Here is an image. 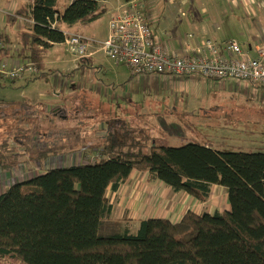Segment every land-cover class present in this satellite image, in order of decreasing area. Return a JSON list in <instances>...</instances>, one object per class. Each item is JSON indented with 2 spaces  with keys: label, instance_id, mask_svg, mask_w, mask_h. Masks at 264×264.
I'll list each match as a JSON object with an SVG mask.
<instances>
[{
  "label": "trees",
  "instance_id": "obj_1",
  "mask_svg": "<svg viewBox=\"0 0 264 264\" xmlns=\"http://www.w3.org/2000/svg\"><path fill=\"white\" fill-rule=\"evenodd\" d=\"M103 1L72 0L61 10L60 0H32L6 14L9 24L18 17L33 21L30 31L16 32V55L41 70L46 49L64 44L77 34L76 26L94 20ZM0 41L8 43V36L0 33ZM9 51L0 48V56ZM125 125L121 138L101 135L99 144L91 145L92 158L67 166L47 167V161L67 153V142L22 152L0 146L2 171L26 158L46 165L0 193V258L23 264H264V152L216 150L197 142L172 146L160 133L148 148L150 134ZM133 170L201 202L212 185H221L229 209L187 210L176 221L147 217L134 233L127 227L102 233L110 211L106 188L110 183L117 188Z\"/></svg>",
  "mask_w": 264,
  "mask_h": 264
},
{
  "label": "crops",
  "instance_id": "obj_2",
  "mask_svg": "<svg viewBox=\"0 0 264 264\" xmlns=\"http://www.w3.org/2000/svg\"><path fill=\"white\" fill-rule=\"evenodd\" d=\"M31 1L32 0H0V33L8 36L9 42L6 44L10 47V51L6 57L14 60L16 63L23 62L22 59L16 55L20 47L16 32L19 30L30 31L33 26V21L25 17H18L15 22L9 24L5 20V15L14 12L19 7H28ZM71 1L72 0H66V6ZM124 1L125 0H106L101 3V7L103 6L106 14H110L117 5ZM142 1L144 3L145 0ZM191 1L194 6L188 7L183 12H179V9L182 8L180 6H188ZM171 2L175 3L176 0H155L150 4H146V2L145 4L147 15L151 18L155 32L158 34L162 45L175 53H193V51L201 46L205 39H211L218 44L236 41L241 46L242 50L248 51L251 56L257 55L254 49L257 44L264 46V0H179L177 9L167 6V4L171 5ZM227 5L228 8L226 7ZM107 33L108 26L106 24L105 33L102 37L93 39L83 32L77 34L91 41L100 42L107 37ZM51 47V52H48L47 57H44V65L41 69V76L39 79L32 81L26 78H18L21 81L20 85L23 87L21 92L22 97L19 101L8 103L11 104L10 107L12 110L23 112L24 117L27 118L28 127H32L30 133L23 134L24 141H19V145L16 144L17 146H15L20 152L25 149H42L47 144L60 142L69 143L67 153L55 156L57 157L56 161H62L63 158L67 160V163H57L59 164L58 166H61V164H78L89 160L94 154L91 151V145L88 144V140H84V138L87 137L88 133L95 132L96 127V134L98 136L107 134V127L105 126L107 123L103 121L104 119L99 125V120L91 125V122H89L90 120H84L89 118L83 115L84 111L89 108L88 106L84 107V104L90 100L88 94L90 90H84V88L87 89V85L97 82V80L100 79L97 77L98 75L104 73L105 76L108 77V80L105 81L108 88H106V90H101L98 94L103 103L105 101L106 103L109 102L118 105H135L136 109L141 111L142 115L147 114L146 111H150L145 105L152 102V98L156 99L153 95L157 94V96L161 98L166 95L169 96V93L171 95L172 91H176L168 87L154 85L155 77L158 79L174 75H133L127 66L113 63L97 46L91 45V47L88 48L90 56L84 59H76L70 54L67 56L66 50H64V44H53ZM60 49L63 50V53L60 52ZM101 53L104 58L109 60L112 64L110 65L111 72L109 75L106 72L105 64L102 63L103 60L99 59ZM119 65H122L124 68V73H121ZM185 76L196 77L197 75H184V77ZM197 77L203 78L199 75ZM203 79H205V84H210L209 87L205 85V90H197L198 88L202 89V87H196L195 90H192V88L181 90L193 91L195 101L200 100L205 102L203 105L205 110L209 109L219 113L217 116L218 119L200 121L202 124L197 126H199L200 129H218L217 133L220 137L216 140L212 137L211 140H207L205 143H197L204 144L216 150L225 149L232 151L264 152V87L234 79L213 80L205 77ZM28 97L30 99L32 98V100ZM9 104H7V106ZM174 105H176V99L174 100ZM68 108L72 111L70 119L72 124L67 121L66 126L74 128L73 131H69L67 134L55 133V135L48 137L47 132L52 131V127L55 129L57 125V121L54 119L56 118L55 114H63ZM49 114L53 115L51 116L52 119L49 118ZM117 118L119 119L120 117L117 116ZM40 120H48L49 123L43 126ZM61 126L63 125L61 124ZM197 126L194 127L197 128ZM59 127L60 125L57 126V128ZM38 128H40V130L36 131ZM194 132L195 129L192 130V134ZM39 133H43L44 137L43 134L39 135ZM177 133L179 139L187 140L191 138L184 124L178 126ZM255 133L257 134L255 137H241L238 141L239 143H252L256 146L242 147L234 144L228 146L221 141V136L223 135L230 141L233 138L232 136L235 135H253ZM27 136L31 137L33 140L25 142V140L28 139ZM175 141L177 140H169L168 144L174 146L176 145ZM27 166L28 163L23 162L18 167L14 168L16 170H13L22 172L25 171V169L28 170ZM9 171L11 172L12 170ZM9 171L0 170V180L6 178L8 186V181L10 180L11 182L12 178H10V176L6 177L5 175L10 174ZM13 179L12 182L21 180L16 177ZM215 186L221 187L223 190L225 189L221 185L214 184L211 186V192ZM187 195L188 197L191 196L190 194ZM125 197L126 196H119L118 194L116 199L123 201ZM191 197L194 203L198 202L202 204V202H199V200L193 196ZM224 200L226 203L222 208L213 210L220 212L228 210L229 203L227 191L225 192ZM131 201L133 203V198H131ZM197 208L200 207H198V205L187 206L179 215V218L172 219L171 216H166L165 218H171L170 220L172 221L179 220L183 213L189 209L196 212H214L209 210L197 211ZM108 213H110V211ZM149 216L150 215H145L136 219L138 220L137 228L139 226V220ZM131 217H135V215ZM119 220L121 221L114 219V221L118 223L125 222L124 219ZM103 225L102 223L100 227L102 233L108 234L115 231V229H108V227Z\"/></svg>",
  "mask_w": 264,
  "mask_h": 264
},
{
  "label": "rangeland",
  "instance_id": "obj_3",
  "mask_svg": "<svg viewBox=\"0 0 264 264\" xmlns=\"http://www.w3.org/2000/svg\"><path fill=\"white\" fill-rule=\"evenodd\" d=\"M155 0H145L146 4H150ZM125 2V1H124ZM123 3V2H122ZM120 3V4H122ZM119 4V5H120ZM167 4V3H166ZM179 5V0L176 2H171L169 7L173 9H177ZM118 6V5H117ZM116 6V7H117ZM194 6L192 1L189 3L188 6H180L182 8L179 9V12H183L188 7ZM66 7V0H60L59 8L62 10ZM228 8V5L226 6ZM110 14H106L104 12L103 6L98 10V16L92 20L90 23L85 25H78L74 28L76 33L83 32L85 35H88L91 38L102 37L105 33L106 24L108 26ZM62 47V46H61ZM64 48V47H62ZM52 47L46 49L44 53V57H47L48 52H51ZM65 50V49H64ZM60 52L63 53V50L60 49ZM66 55L69 56L67 51ZM100 60H103L102 63L105 64V69L107 74L111 72V62L104 58L103 54L100 55ZM115 66V65H114ZM119 69L121 73H124V68L122 65H119ZM126 70V69H125ZM105 72V71H104ZM195 75V74H193ZM198 76V75H197ZM187 77V76H168V77H161L156 79L154 85L168 87L170 89L176 90L172 91L171 95L158 97L157 94L153 95L156 99L152 98V102L147 103L145 106L148 110L146 111L147 114L142 115L141 111L136 109L135 105H126V104H112V103H104L99 98V93L101 90H106L107 84L105 81L108 80V77L105 76L104 73L98 75L97 77L100 78L95 83H91L87 85V89L89 91V98L90 100L85 102L84 107H89L87 110L84 111L83 115L88 117L90 120L91 125L94 124L96 121L99 120V123L103 120L107 124L106 133L113 134V138L119 139L121 138V134L124 133V128L126 127L125 124L127 122L133 126L131 128H137L142 126L144 130L150 134L152 137L150 142L148 143V148L155 145V138L154 135H158L160 133V138L162 135L166 137L164 141L169 140H177L175 141L177 146L183 145L188 141L200 142L205 143L207 140H211L214 137L216 140L220 135L217 133L218 129L207 130V129H200L199 126L202 122L200 121H207L208 119L216 120L218 119V112L205 110L203 105L205 102L194 100V92L193 91H186L181 89L192 88L195 90L196 87H202V89L198 88L197 90H205V85L210 86V84H205V79L198 78V77ZM153 77V76H152ZM202 77V76H200ZM102 80V81H101ZM21 81L19 79H11V78H3L0 77V146L9 144V146L14 147L17 151L15 146L19 145V141H24V133H30L32 131V127H28L27 118L24 117L23 112L12 110L10 107L11 104L8 102L19 101L22 97V90L23 87L20 85ZM101 85V86H100ZM191 86V87H190ZM96 94V95H94ZM29 98V97H28ZM30 99V98H29ZM28 99V100H29ZM176 99V105H174V100ZM31 100V99H30ZM29 100V101H30ZM31 102V101H30ZM35 103V102H32ZM32 103H29L33 105ZM7 104H9L7 106ZM173 104V105H172ZM6 105V106H5ZM168 106V107H167ZM29 107V105H28ZM96 108V109H90ZM98 109V110H97ZM105 110V111H103ZM72 115V111L68 110L63 114H55L57 121V125L52 127V131L47 132V136L51 137V135H55V133H65L67 134L69 131H73L74 128L67 127V121H70ZM52 114H49V118L52 119ZM120 117L119 119L117 118ZM94 117V118H93ZM102 118V119H101ZM205 119V120H202ZM41 121V120H40ZM41 123L44 125H48V120H42ZM61 124L63 126H61ZM72 124V123H71ZM184 124L188 129V135L191 138L184 140L179 139L178 137V126ZM60 125L59 128L57 126ZM108 125V126H107ZM197 126V128L195 127ZM92 127V126H90ZM54 129V130H53ZM195 129V132L192 134V130ZM27 130V131H25ZM40 128H38L39 131ZM131 130V129H130ZM34 132V131H33ZM32 132V133H33ZM110 132V133H109ZM36 133V132H34ZM97 127L95 132H90L87 134V137L84 140H88L89 145H97L99 143L97 137ZM176 133V134H174ZM43 133H39L42 135ZM120 134V135H119ZM223 135V134H221ZM257 134L253 135H235L232 136V140L226 138L225 135L221 136L222 142L226 143L228 146L231 145H239L242 147L245 146H253L252 143H239L238 140L241 137H255ZM28 139L25 142H30L33 139L27 136ZM44 137V134H43ZM67 138V137H66ZM178 138V139H177ZM15 143V144H13ZM17 144V145H16ZM32 145V144H31ZM51 145V144H50ZM256 146V145H254ZM93 148V146H91ZM24 163H28V170L17 172L14 171L16 169H12L10 174H6V177L18 178V179H25L34 175L46 167L44 165L43 168H40L41 164L34 163L31 158H26ZM57 160V157H54L47 161V167L50 166H58L57 163L66 162L65 158L62 161ZM56 164V165H55ZM62 165V164H61ZM67 165V164H66ZM11 180V182H12ZM10 185V180L8 181ZM8 184L6 183V178H2L0 180V193L7 188ZM225 189H221V187H213L210 197L201 203H194L193 198L190 196L188 197V193L184 191H174L170 187H167L164 183L160 182L159 180H155L149 177L147 172H139V171H132L128 178L120 183L118 187H114L113 183H110L106 188V196L109 199V204L111 208H109L110 213H106L104 216L105 222L103 220V226L108 227V229H115L114 232L119 231L125 227H127L130 232L134 233L137 228V221L136 219L141 218L145 215H150L149 217L158 216L163 218L166 216H171L172 219L179 218V215L186 209L187 206H197V211L202 210H209L214 211L213 209L222 208L225 205L226 201L225 198ZM119 196H126L123 201L117 200L116 197ZM133 198V203L131 201ZM192 201V202H191ZM201 202V201H199ZM194 208V207H193ZM204 208V209H203ZM190 210V209H189ZM135 215V217H131ZM138 215V216H136ZM170 218V219H171ZM114 219H124L125 222L118 223L114 221ZM106 229V228H105ZM104 232V229H103ZM110 234V233H109ZM0 264H23L19 259L15 257H6L0 258Z\"/></svg>",
  "mask_w": 264,
  "mask_h": 264
},
{
  "label": "built area",
  "instance_id": "obj_4",
  "mask_svg": "<svg viewBox=\"0 0 264 264\" xmlns=\"http://www.w3.org/2000/svg\"><path fill=\"white\" fill-rule=\"evenodd\" d=\"M64 45L76 59L89 57L88 48L97 46L112 62L127 66L133 75L195 74L213 80L234 79L264 87L263 45L257 44L254 48L257 55L251 56L236 41L218 44L205 39L193 53H175L162 45L142 0H125L111 11L104 40L94 42L80 34H71ZM0 48L10 47L0 41ZM40 74L41 70L32 61L16 63L0 56V77H33L38 80Z\"/></svg>",
  "mask_w": 264,
  "mask_h": 264
}]
</instances>
